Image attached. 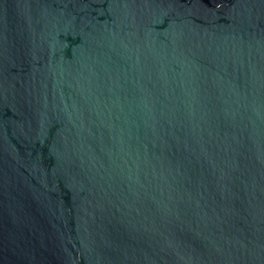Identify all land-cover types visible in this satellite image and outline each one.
Instances as JSON below:
<instances>
[{
  "label": "water",
  "instance_id": "water-1",
  "mask_svg": "<svg viewBox=\"0 0 264 264\" xmlns=\"http://www.w3.org/2000/svg\"><path fill=\"white\" fill-rule=\"evenodd\" d=\"M0 264H264V0H0Z\"/></svg>",
  "mask_w": 264,
  "mask_h": 264
}]
</instances>
